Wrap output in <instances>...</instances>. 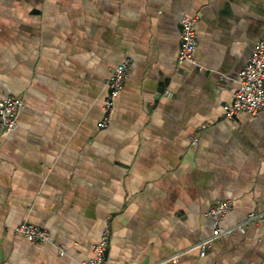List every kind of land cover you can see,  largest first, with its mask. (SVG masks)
<instances>
[{"label":"crops","instance_id":"0c3cea01","mask_svg":"<svg viewBox=\"0 0 264 264\" xmlns=\"http://www.w3.org/2000/svg\"><path fill=\"white\" fill-rule=\"evenodd\" d=\"M186 14L199 17L197 63L179 66ZM263 37L264 0H0V100L25 99L0 132V264H81L107 223L104 264H264V222L237 229L264 208V109L224 108ZM226 199L232 232L201 256ZM23 221L50 240L16 234Z\"/></svg>","mask_w":264,"mask_h":264},{"label":"built area","instance_id":"2783aa9c","mask_svg":"<svg viewBox=\"0 0 264 264\" xmlns=\"http://www.w3.org/2000/svg\"><path fill=\"white\" fill-rule=\"evenodd\" d=\"M198 15H184L181 19V42L178 54V65L185 62L197 63V24ZM130 62L124 60L115 66L107 79V95L104 100V116L100 121V127H107L111 121L115 108V102L124 89L130 73ZM165 95H171L167 90ZM25 106L22 96L9 95L0 100V132L7 134L18 124L21 112ZM227 118L245 112L256 114L264 109V37L255 44V49L246 65L239 74V86L234 93L232 102L224 105ZM192 144H199L198 136L192 138ZM233 210L232 201L229 199L219 200L209 210L208 214L214 218L215 228L212 235L200 240L197 245L201 256H204L214 240L222 235L226 236L232 232L231 228L221 225L222 220ZM252 222H264V208L251 211L245 221L237 226L240 232H245L247 226ZM15 233L24 236L32 242H46L50 240V231L47 228L36 225L29 221H23L15 228ZM111 241V230L107 223L101 239L93 246L92 256L83 260L81 264H104L107 260ZM61 254L64 250L61 248ZM173 264H179L180 254H175L167 259Z\"/></svg>","mask_w":264,"mask_h":264}]
</instances>
